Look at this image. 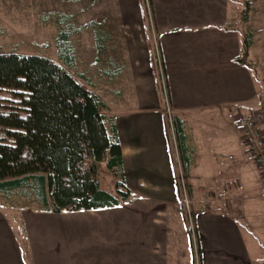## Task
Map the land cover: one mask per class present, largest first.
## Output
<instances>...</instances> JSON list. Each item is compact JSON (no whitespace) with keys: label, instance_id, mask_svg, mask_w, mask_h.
<instances>
[{"label":"crops","instance_id":"1","mask_svg":"<svg viewBox=\"0 0 264 264\" xmlns=\"http://www.w3.org/2000/svg\"><path fill=\"white\" fill-rule=\"evenodd\" d=\"M150 2L169 110L185 120L195 156L198 261L151 79L150 97L117 118L131 200L99 210L22 208L20 222L0 203V264H264V176L233 127L260 90L252 68L236 61L243 38L230 26L232 0Z\"/></svg>","mask_w":264,"mask_h":264},{"label":"trees","instance_id":"2","mask_svg":"<svg viewBox=\"0 0 264 264\" xmlns=\"http://www.w3.org/2000/svg\"><path fill=\"white\" fill-rule=\"evenodd\" d=\"M248 17L244 10L242 21ZM70 18L64 16V20ZM74 33L63 28L59 39L68 41ZM156 38L159 41L158 33ZM242 38V53L236 61L251 67L247 59L254 43L253 31L248 30ZM61 43L58 54L63 65L41 55L0 53V88L11 89L28 111L26 115L0 112V199L10 202L18 198L23 200L19 203L24 204L22 208L28 209L27 202L34 204L30 209L56 212L119 206L128 200L129 192L121 190L126 181L116 115L91 90L85 74L77 77L71 73L76 56L68 44ZM98 46L105 48L101 40ZM158 55L161 58L160 46L151 59L160 80ZM162 67L164 76L163 62ZM106 71L114 75L121 69ZM167 97L169 100L168 86ZM261 101L264 111V99ZM171 121L182 177L189 179L195 156L185 120L173 114ZM171 138L169 134V142ZM104 165L115 177V191L101 186ZM179 180L177 176L178 191Z\"/></svg>","mask_w":264,"mask_h":264},{"label":"rangeland","instance_id":"3","mask_svg":"<svg viewBox=\"0 0 264 264\" xmlns=\"http://www.w3.org/2000/svg\"><path fill=\"white\" fill-rule=\"evenodd\" d=\"M231 4V18H234V14L237 17L230 22V26L236 27L242 35L251 29L254 35V44L247 60L251 64L260 92L255 106L244 114L247 115L262 110L261 98L264 99V0H232ZM244 10L249 13L248 21L241 19ZM64 16L71 18L64 20ZM66 27L75 33L68 41H60V32ZM157 33L150 0H0V53L41 55L63 65L59 60V44H68L76 56L71 73L77 77L79 74L87 76V80L92 83L91 90L112 105L110 112L116 115V120L119 116L130 115L125 114L122 109L125 108L126 112V108H137L139 103L136 100H139V95L143 98L150 97L148 85L153 79L162 108L159 114L163 125L167 126L169 132L170 129L173 132L170 126L173 114L164 96L162 77L159 80L151 64L152 56H157L159 48ZM100 40L105 48L98 46ZM115 68H120L121 72L113 75L106 71L109 69L112 72ZM137 81L139 86L136 88L134 84ZM0 112L21 115L28 113L20 104L19 98L8 88H0ZM226 121V126H230L229 116H226ZM262 126L264 130V122ZM169 132L168 135H172L170 148L176 177H180L179 207L185 215L190 211L194 217V201L189 191L190 181L193 179L190 176L189 179L182 177L176 142ZM99 179L104 189L115 191V177L105 165L100 170ZM121 190L129 192L126 202L130 201V190ZM6 201L0 199V203H9L13 209L6 212L19 218L20 209L24 205L19 203L23 200L16 198ZM25 204L28 208L34 205L27 202ZM187 221L190 225L188 218ZM194 233L190 232L193 242Z\"/></svg>","mask_w":264,"mask_h":264},{"label":"built area","instance_id":"4","mask_svg":"<svg viewBox=\"0 0 264 264\" xmlns=\"http://www.w3.org/2000/svg\"><path fill=\"white\" fill-rule=\"evenodd\" d=\"M157 63L162 74V88L165 94L164 96L168 101L167 86H166L165 78L163 76V71H162L163 67H162V60L160 58V55H158L157 57ZM263 122H264V111L258 110L247 115L244 114L238 115V117L235 118L233 122V127L241 134V137L244 140L247 148L249 149L255 163L257 164V166L259 167V169L261 170L264 176V130L262 126ZM186 215L187 218L190 220L192 233L194 232L196 233L194 227L193 214L190 211L189 212L187 211ZM195 233L193 236V240L195 243L196 258L198 261V244Z\"/></svg>","mask_w":264,"mask_h":264}]
</instances>
